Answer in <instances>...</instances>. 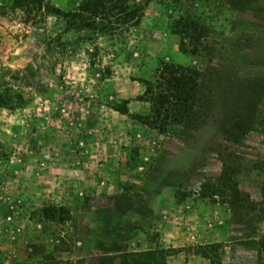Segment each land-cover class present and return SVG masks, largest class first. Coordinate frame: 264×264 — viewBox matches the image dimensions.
Returning <instances> with one entry per match:
<instances>
[{"label": "rangeland", "instance_id": "rangeland-1", "mask_svg": "<svg viewBox=\"0 0 264 264\" xmlns=\"http://www.w3.org/2000/svg\"><path fill=\"white\" fill-rule=\"evenodd\" d=\"M13 1L0 0V264L149 249L264 264V0H129L142 22L113 35L64 16L82 0ZM181 19L199 25L184 49ZM164 63L197 70L200 95L161 134L117 106L142 111L141 79ZM43 206L71 218L48 223Z\"/></svg>", "mask_w": 264, "mask_h": 264}, {"label": "trees", "instance_id": "trees-1", "mask_svg": "<svg viewBox=\"0 0 264 264\" xmlns=\"http://www.w3.org/2000/svg\"><path fill=\"white\" fill-rule=\"evenodd\" d=\"M199 1V0H196ZM32 4L40 7L44 0H14L13 6L29 10ZM55 15L64 11L51 7ZM143 9L129 0H82L77 9L64 13L67 18L78 22L80 29L101 34H114L118 27L139 26ZM199 25L193 19H181L171 27L172 33L182 38L183 49L187 38H194ZM145 91L137 101L145 105L142 111L130 114L126 105H118L117 110L129 115L145 127L161 134L169 133L175 126L188 122L198 106L200 95V75L197 70L176 63H164L151 79H141ZM8 103L0 96V108ZM39 218L48 223H64L70 220V213L63 206H43L38 210ZM259 255L263 258L264 239ZM212 252L203 250L200 254L212 261ZM171 253L166 249H149L139 252L124 251L119 254H100L91 264H168Z\"/></svg>", "mask_w": 264, "mask_h": 264}]
</instances>
